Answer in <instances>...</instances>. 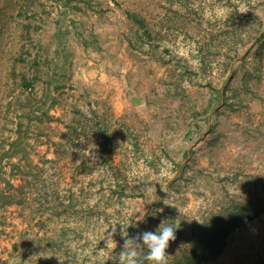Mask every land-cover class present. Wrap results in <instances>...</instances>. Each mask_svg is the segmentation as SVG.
<instances>
[{"label": "rangeland", "instance_id": "rangeland-1", "mask_svg": "<svg viewBox=\"0 0 264 264\" xmlns=\"http://www.w3.org/2000/svg\"><path fill=\"white\" fill-rule=\"evenodd\" d=\"M0 168V264H264V0H0Z\"/></svg>", "mask_w": 264, "mask_h": 264}, {"label": "clouds", "instance_id": "clouds-1", "mask_svg": "<svg viewBox=\"0 0 264 264\" xmlns=\"http://www.w3.org/2000/svg\"><path fill=\"white\" fill-rule=\"evenodd\" d=\"M123 226V225H122ZM109 234L106 244L110 245L113 250L117 247L112 235ZM176 227L172 224L163 225L162 223L155 232L146 231L138 234L134 238H127L116 257L109 255L108 260H112L113 264H141L139 253L147 250L143 256V260L148 264H168L167 249L170 241L176 239Z\"/></svg>", "mask_w": 264, "mask_h": 264}, {"label": "trees", "instance_id": "trees-1", "mask_svg": "<svg viewBox=\"0 0 264 264\" xmlns=\"http://www.w3.org/2000/svg\"><path fill=\"white\" fill-rule=\"evenodd\" d=\"M31 93V92H30ZM32 94V93H31ZM0 172H2V174H3V171H2V168H0ZM1 175V174H0Z\"/></svg>", "mask_w": 264, "mask_h": 264}]
</instances>
